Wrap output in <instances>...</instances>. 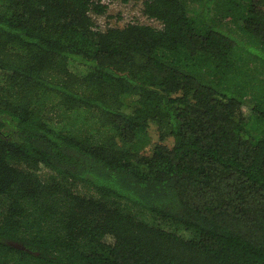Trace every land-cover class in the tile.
I'll use <instances>...</instances> for the list:
<instances>
[{"label": "trees", "instance_id": "trees-1", "mask_svg": "<svg viewBox=\"0 0 264 264\" xmlns=\"http://www.w3.org/2000/svg\"><path fill=\"white\" fill-rule=\"evenodd\" d=\"M113 1L0 0V264H264V0Z\"/></svg>", "mask_w": 264, "mask_h": 264}, {"label": "rangeland", "instance_id": "rangeland-1", "mask_svg": "<svg viewBox=\"0 0 264 264\" xmlns=\"http://www.w3.org/2000/svg\"><path fill=\"white\" fill-rule=\"evenodd\" d=\"M189 6H193L194 2L192 0H189ZM107 15H113L109 18H107ZM106 16L104 17H99L97 20L101 25H104V22H106L107 20L111 23V24H118L119 26L125 24L126 22L132 21L133 19H139V20H144V16L141 14V9H140V4H138L135 0H130L127 4H121L118 1L116 2H112L108 5V9L106 12ZM251 58V57H250ZM79 68H81V66H78ZM260 69L262 68L261 64L258 63L256 60H254L253 62L250 61L249 65H247L246 69L248 71H250L251 73H253L252 71H254V68ZM263 69V68H262ZM262 77H264V72L263 74H261ZM252 77H248V80L246 81L247 84H253V83H259L256 80H252ZM243 112L249 116L248 117V121H247V129L250 131V133L252 135H259L260 132L262 131V129L264 128V124H262L261 122H258L255 117H253L252 115H250L248 113L247 110H243ZM52 127H57V124L55 121H51L50 122ZM155 126L152 124L149 128V137L150 140L152 142L157 140V133L156 130L154 129ZM168 145H171V139L168 140ZM145 149V148H144ZM143 149V150H144ZM148 149V148H146ZM145 151V150H144ZM40 177L42 179L46 178L49 175V170L47 168H41L38 171ZM89 192V191H88ZM87 192V193H88ZM83 194H85L84 191H82ZM134 212V214L136 215L137 218L149 222V223H154V224H159L160 226H162L165 230L168 231H174L177 234L187 238L188 237V232L184 231L174 225L169 224L168 222H160L157 221L152 215L144 212V211H140L137 209H133L132 210ZM105 241L107 243H111L112 242V238L110 236H107L105 238Z\"/></svg>", "mask_w": 264, "mask_h": 264}, {"label": "built area", "instance_id": "built-area-1", "mask_svg": "<svg viewBox=\"0 0 264 264\" xmlns=\"http://www.w3.org/2000/svg\"><path fill=\"white\" fill-rule=\"evenodd\" d=\"M113 2H116V1H113ZM141 9V7H140ZM135 20H138V19H135ZM141 21V20H140ZM141 22L143 23H147V24H150V25H153V26H156V27H159V22L152 19V18H147L144 16V20H142Z\"/></svg>", "mask_w": 264, "mask_h": 264}]
</instances>
